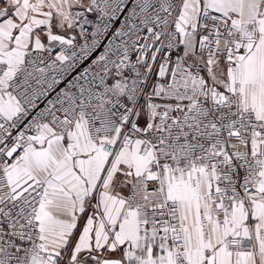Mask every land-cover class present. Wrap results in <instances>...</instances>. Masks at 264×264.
I'll use <instances>...</instances> for the list:
<instances>
[{"label":"snow or ice","instance_id":"snow-or-ice-1","mask_svg":"<svg viewBox=\"0 0 264 264\" xmlns=\"http://www.w3.org/2000/svg\"><path fill=\"white\" fill-rule=\"evenodd\" d=\"M0 264H264V0H0Z\"/></svg>","mask_w":264,"mask_h":264}]
</instances>
